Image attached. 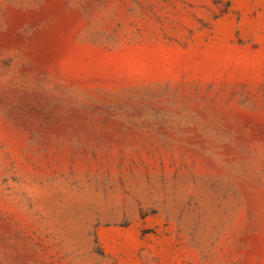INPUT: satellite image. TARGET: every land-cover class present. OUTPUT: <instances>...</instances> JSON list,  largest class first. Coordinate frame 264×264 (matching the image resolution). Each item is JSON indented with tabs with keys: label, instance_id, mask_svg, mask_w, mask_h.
<instances>
[{
	"label": "rangeland",
	"instance_id": "obj_1",
	"mask_svg": "<svg viewBox=\"0 0 264 264\" xmlns=\"http://www.w3.org/2000/svg\"><path fill=\"white\" fill-rule=\"evenodd\" d=\"M0 264H264V0H0Z\"/></svg>",
	"mask_w": 264,
	"mask_h": 264
}]
</instances>
